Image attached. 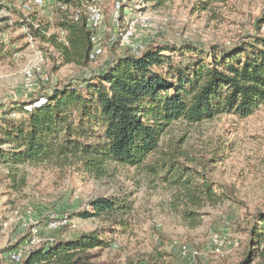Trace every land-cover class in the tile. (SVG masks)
<instances>
[{
  "label": "rangeland",
  "instance_id": "rangeland-1",
  "mask_svg": "<svg viewBox=\"0 0 264 264\" xmlns=\"http://www.w3.org/2000/svg\"><path fill=\"white\" fill-rule=\"evenodd\" d=\"M42 1L39 7L32 0H0V115L6 107L32 102L53 86L101 72L114 60L131 53L118 43V38L138 12L150 22L148 30L136 29L132 43L139 52L167 43L231 48L251 36L264 35V0H222L206 12L194 10L195 0H174L160 8L151 4L142 8L139 0H127L122 10L116 6L120 0H105L103 24L98 31L104 48L102 57L87 66L65 64L52 45L30 36L31 20L36 19L35 30L42 25L47 37L64 38L57 28L62 3ZM87 1L75 0L72 11L86 15ZM39 55L43 64H39ZM30 69L31 77L27 75ZM227 142L231 144L223 162L210 168L209 174L215 183L233 187L235 198L206 205L198 210L199 216L193 222L184 218V202L176 201L175 189L136 168L113 165L105 177L97 179L69 166L1 164L0 264H12L8 260L11 251L29 246L37 249L56 235L74 238L109 228L110 222L105 219H84L78 213L90 210L91 200L119 192L131 195V228L117 237L111 249L93 250L94 264H143L142 260L157 258L160 253L157 264L241 263L248 253V232L254 217L264 211V105L245 120L220 116L194 126L177 123L163 137L160 153L150 161L163 152L175 151L202 162L214 157ZM64 216L69 219L66 228H48L52 220ZM33 230L38 231V244L31 243ZM212 232L221 238V247L210 248ZM180 245L197 251L198 256L183 260L178 253ZM253 264H260V260Z\"/></svg>",
  "mask_w": 264,
  "mask_h": 264
},
{
  "label": "trees",
  "instance_id": "trees-1",
  "mask_svg": "<svg viewBox=\"0 0 264 264\" xmlns=\"http://www.w3.org/2000/svg\"><path fill=\"white\" fill-rule=\"evenodd\" d=\"M59 1L64 5L59 7L57 28L65 33L63 40L60 35L47 37L42 25L35 30L36 19L31 20L30 36L52 45L65 64L87 66L93 63L87 17L72 11L75 0ZM171 1L144 0L154 8ZM221 1L195 0L194 10L206 12ZM248 39L231 48L201 43L154 45L139 55L131 52L114 60L101 72L53 86L32 102L4 108L0 165L69 166L97 179L113 165L136 168L175 189L176 201L184 202V218L196 221L199 209L235 198L233 187L215 183L209 174L210 168L223 162L231 143L202 162L175 151L150 159L160 153L163 137L177 123L194 126L220 116L245 120L264 105V35ZM41 98L44 104L26 111L28 103ZM130 197L119 192L91 200V211L85 209L78 216L105 219L109 228L74 238L56 235L52 243L30 250L20 264H94L93 250L111 249L117 237L130 230ZM248 234V253L239 264H253L256 259L264 264V211L254 217ZM161 256L148 257L143 264H157Z\"/></svg>",
  "mask_w": 264,
  "mask_h": 264
},
{
  "label": "built area",
  "instance_id": "built-area-1",
  "mask_svg": "<svg viewBox=\"0 0 264 264\" xmlns=\"http://www.w3.org/2000/svg\"><path fill=\"white\" fill-rule=\"evenodd\" d=\"M33 3H35L37 6L41 7L43 5V1L42 0H32ZM105 0H88L87 1V6H86V17H87V28H89L92 32V37H91V41H92V51L90 53V61L91 62H96L100 57H102L103 55V51L104 48L101 44V40L100 37L98 35V31L101 29V26L103 24V12H102V6L104 4ZM127 2V0H120L116 3L117 9L118 10H122V4H125ZM139 5H142V8H145L146 5L144 0H139ZM63 9H65L64 6H62ZM124 8V6H123ZM78 15L75 17V19H78ZM115 21H117V19H115ZM150 27V22H149V18H147L145 15L142 14V12H138L137 14H135L134 18L129 22L128 27L119 34V40L121 42V45L123 47H126L130 50H132L133 54L139 55L140 52L133 49V43L132 40L135 37V32L137 28H141L143 30H148ZM63 35H65L64 32H62ZM142 52V51H141ZM39 59V64H43L44 63V59L41 55L38 56ZM40 71V69H37ZM33 70H28L27 75L29 77H31L33 74ZM45 82L48 81V78L44 79ZM46 101L45 99L41 98L40 100L34 102V103H28L25 107L26 111L31 112L34 108L41 106L42 104H44ZM13 117L17 116L16 114L12 115ZM68 217L64 216V217H60V220H52L49 224H48V228L51 231H56L59 228H61L62 226H65L68 224ZM210 240V248H219L222 246V241L221 238L219 237V235L215 232H212L210 234L209 237ZM38 231L33 230L32 233V237H31V243L32 244H38ZM53 240H51L50 243H52ZM31 250L30 246L27 247V249L24 248H20V249H16L11 251L8 254V260L12 263V264H20L23 259L25 258L26 254L29 253V251ZM179 250V255L180 257L183 259H187L188 256L192 258H196V256H198V252L197 251H193L191 250L189 247L187 246H179L178 247Z\"/></svg>",
  "mask_w": 264,
  "mask_h": 264
}]
</instances>
